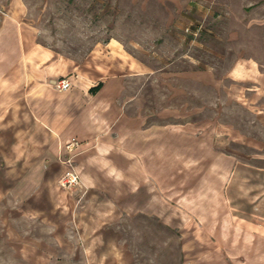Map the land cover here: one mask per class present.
Instances as JSON below:
<instances>
[{
	"label": "rangeland",
	"instance_id": "obj_1",
	"mask_svg": "<svg viewBox=\"0 0 264 264\" xmlns=\"http://www.w3.org/2000/svg\"><path fill=\"white\" fill-rule=\"evenodd\" d=\"M30 2L25 46L60 57L56 78L128 74L108 130L54 155L24 88L0 89V264L36 255L27 235L52 239L65 198L83 213L71 233L107 223L110 264H264V0ZM73 255L57 264L86 263Z\"/></svg>",
	"mask_w": 264,
	"mask_h": 264
},
{
	"label": "crops",
	"instance_id": "obj_2",
	"mask_svg": "<svg viewBox=\"0 0 264 264\" xmlns=\"http://www.w3.org/2000/svg\"><path fill=\"white\" fill-rule=\"evenodd\" d=\"M31 5L33 3L30 0H0V60L9 63L0 70V77H3L0 79V89L12 91L14 84H19L24 88L25 102L32 109L37 122L44 130L51 132L57 140L54 149L51 148L50 150L54 155L55 150L58 149L59 140L66 142L73 137L81 140L93 139L101 134L103 127H105V131L108 130L112 123L110 117L111 100L115 99V93L119 94L125 91V80L128 72L126 69L107 74L100 72L98 79L83 76L85 74L81 77L74 75L70 77L72 86L68 90L60 92L55 89L50 81L65 74L61 71L63 69L60 65L57 64L60 57L54 53L47 55L43 47L31 49L25 46L30 37L23 36L22 29L24 26L22 23H31L26 21ZM12 28L17 30L18 35H11ZM125 60H122L124 66ZM15 76L21 77V80L18 81ZM100 83L102 86L93 93L92 88ZM45 154L46 149L43 148L41 155ZM61 171L62 167L57 164L56 160L44 165L43 184L45 186L46 184L54 185L53 182H56L57 173ZM45 201L47 204H57V210L62 211V203L58 198L51 197ZM77 202L76 199L65 198V209L67 207L68 209L62 212L66 213V217L63 223L50 224L55 228H53L50 241L38 238L34 242H30L33 237L25 236L27 239L19 251L34 252L36 255L22 256L21 264H57L62 260L59 256L61 252L74 254L75 261L77 260L75 253L85 252V264H110L108 255L110 249L104 231L107 228L106 222L103 221L87 233H82L83 230L80 232L78 229L75 233L68 230L73 221L83 217V213L77 214L75 210ZM37 214L40 213L31 212L27 216L35 217ZM54 215L50 219H54ZM73 234L75 239H71ZM82 234L87 240L85 243ZM55 253H58L57 256ZM119 260L116 259L118 264H124V261Z\"/></svg>",
	"mask_w": 264,
	"mask_h": 264
},
{
	"label": "built area",
	"instance_id": "obj_3",
	"mask_svg": "<svg viewBox=\"0 0 264 264\" xmlns=\"http://www.w3.org/2000/svg\"><path fill=\"white\" fill-rule=\"evenodd\" d=\"M51 85L58 90L64 91L68 90L72 86V81L69 77L54 78L51 80ZM76 143H78V140L74 139L73 144ZM76 178L77 177L75 175H72L71 172H67V174L64 175L62 181L65 185L71 186L76 180Z\"/></svg>",
	"mask_w": 264,
	"mask_h": 264
},
{
	"label": "trees",
	"instance_id": "obj_4",
	"mask_svg": "<svg viewBox=\"0 0 264 264\" xmlns=\"http://www.w3.org/2000/svg\"><path fill=\"white\" fill-rule=\"evenodd\" d=\"M102 86V83H100L99 85H97L96 87L92 88L93 92H96L100 87Z\"/></svg>",
	"mask_w": 264,
	"mask_h": 264
}]
</instances>
